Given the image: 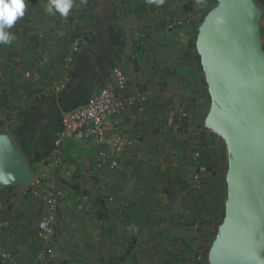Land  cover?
I'll list each match as a JSON object with an SVG mask.
<instances>
[{
    "label": "crops",
    "instance_id": "obj_1",
    "mask_svg": "<svg viewBox=\"0 0 264 264\" xmlns=\"http://www.w3.org/2000/svg\"><path fill=\"white\" fill-rule=\"evenodd\" d=\"M47 3L29 0L15 40L0 45V98L9 95L0 140L18 149L34 180L46 173L60 190L48 241L56 257H35L47 205L8 181L0 183V264L209 263L229 192L228 146L206 126L213 98L198 48L213 0H88L66 19L49 15ZM115 65L137 99L121 127L140 143L111 152L116 166L97 161L90 140L56 151L63 113L90 101ZM57 75L66 89L37 99Z\"/></svg>",
    "mask_w": 264,
    "mask_h": 264
},
{
    "label": "water",
    "instance_id": "obj_2",
    "mask_svg": "<svg viewBox=\"0 0 264 264\" xmlns=\"http://www.w3.org/2000/svg\"><path fill=\"white\" fill-rule=\"evenodd\" d=\"M198 48L213 98L206 126L229 157L228 201L209 264H264L263 10L256 0H217ZM0 181H34L18 149L0 140Z\"/></svg>",
    "mask_w": 264,
    "mask_h": 264
},
{
    "label": "built area",
    "instance_id": "obj_3",
    "mask_svg": "<svg viewBox=\"0 0 264 264\" xmlns=\"http://www.w3.org/2000/svg\"><path fill=\"white\" fill-rule=\"evenodd\" d=\"M83 41L84 37L78 34L73 42V52L79 50ZM45 67V60L42 59L40 69ZM39 73V70H28L25 75L33 77ZM65 86L64 79H56L53 84L43 86L36 97L42 99L52 91L63 89ZM126 89L127 75L124 69L119 65L113 66L107 79L90 101L63 113L61 130L55 136L56 151H60L64 144L73 140H90L98 147L96 160L116 166L117 162L111 157V152L120 153L126 146L140 143L139 139L131 138L121 127L123 115L137 100L136 96L126 93ZM25 191L42 200L48 207L38 225L35 257L38 261L48 256L56 257L48 241L53 232L60 190L44 173L26 185Z\"/></svg>",
    "mask_w": 264,
    "mask_h": 264
},
{
    "label": "clouds",
    "instance_id": "obj_4",
    "mask_svg": "<svg viewBox=\"0 0 264 264\" xmlns=\"http://www.w3.org/2000/svg\"><path fill=\"white\" fill-rule=\"evenodd\" d=\"M88 0H48L46 12L55 16L59 14L67 18L73 9L81 5H87ZM166 0H147L148 4L156 7L164 5ZM201 3V0H197ZM29 0H0V45H9L15 40V35L11 31L17 21L25 16L28 9ZM8 181H0L6 183Z\"/></svg>",
    "mask_w": 264,
    "mask_h": 264
},
{
    "label": "trees",
    "instance_id": "obj_5",
    "mask_svg": "<svg viewBox=\"0 0 264 264\" xmlns=\"http://www.w3.org/2000/svg\"><path fill=\"white\" fill-rule=\"evenodd\" d=\"M258 2L260 3V5L262 6V9H263V12H264V0H258ZM262 34H264V24L262 26ZM39 67H36L35 69L34 68H29L30 70H37ZM39 70V69H38ZM15 93H11V95H14ZM16 95H14V98H15ZM9 95L6 93L3 97L0 98V103L2 105H5L7 104V99H8ZM7 98V99H5ZM198 153H199V159L200 160H204V161H208V153L205 149H202V147H200L198 150ZM197 264H209L208 263V259L207 258H204L203 261H200L199 263Z\"/></svg>",
    "mask_w": 264,
    "mask_h": 264
},
{
    "label": "rangeland",
    "instance_id": "obj_6",
    "mask_svg": "<svg viewBox=\"0 0 264 264\" xmlns=\"http://www.w3.org/2000/svg\"><path fill=\"white\" fill-rule=\"evenodd\" d=\"M256 2L259 4V6L262 8V6L260 5V3L258 2V0H256ZM213 4H214V7L213 8H216L218 5H219V2H217V0H213ZM263 10V9H262ZM263 24H264V22H263V18H262V21H261V27L263 26ZM261 37H262V42H263V45H264V34H261ZM72 49V48H71ZM73 51V50H72ZM75 53V52H74ZM52 75H53V73H52ZM56 78H58V79H61V77L59 76V75H57V77ZM64 80L66 79V78H63ZM65 82H66V86L63 88V89H60V90H54V91H52L50 94H53V93H62L65 89H66V87H67V83H68V80L66 79L65 80ZM42 90V88H39L38 90H37V92L36 93H38L39 91H41Z\"/></svg>",
    "mask_w": 264,
    "mask_h": 264
}]
</instances>
